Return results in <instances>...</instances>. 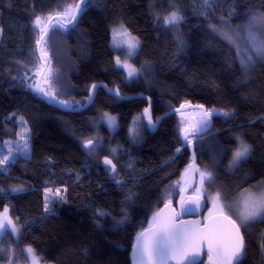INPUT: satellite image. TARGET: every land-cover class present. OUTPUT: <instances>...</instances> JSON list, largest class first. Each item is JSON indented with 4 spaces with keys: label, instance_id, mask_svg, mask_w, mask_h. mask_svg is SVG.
<instances>
[{
    "label": "trees",
    "instance_id": "trees-1",
    "mask_svg": "<svg viewBox=\"0 0 264 264\" xmlns=\"http://www.w3.org/2000/svg\"><path fill=\"white\" fill-rule=\"evenodd\" d=\"M80 1L0 0V146L16 139L15 120L22 118L31 147L30 157L0 168V215L18 230L2 236L0 249L23 256L31 249L38 264H132L137 235L167 202L191 155L177 114L149 131L144 99L121 100L100 87L91 106L68 113L30 87L41 65L34 20ZM83 9L73 24L68 17L54 20L41 45L57 100L81 107L92 86L103 83L122 96L147 95L155 121L182 104L203 106L213 126L192 142L199 169L212 174L206 192L234 197L264 182V62L256 59L245 71L235 49L213 30L222 21L244 25L249 12L264 13V0H88ZM173 11L182 20L165 24ZM117 24L139 40L133 64L140 75L130 82L110 46ZM234 38L245 46L243 29ZM101 115L117 118L114 131L99 122ZM239 137L251 152L230 173ZM89 138L91 150L84 144ZM103 156L113 160L115 174L101 166ZM46 190L61 194L49 206ZM208 206L205 201L203 211ZM243 236L240 264H264V222L244 227Z\"/></svg>",
    "mask_w": 264,
    "mask_h": 264
},
{
    "label": "snow or ice",
    "instance_id": "snow-or-ice-1",
    "mask_svg": "<svg viewBox=\"0 0 264 264\" xmlns=\"http://www.w3.org/2000/svg\"><path fill=\"white\" fill-rule=\"evenodd\" d=\"M84 2L85 6H87L88 0H84ZM79 11H82L79 6L75 8L69 7L62 13H57L56 16L61 18L68 17L69 19L66 23H71L75 21L77 12ZM182 18L183 17L179 15L177 11H173L164 19L165 24L175 26ZM52 19L53 17L50 15L47 18L37 16L34 20L35 26L41 33L36 41L37 45H41L43 37L46 35L47 25L51 23ZM222 25V28H214L213 30L235 49L239 62L245 71L254 65L256 59L264 62V13L249 12L247 22L244 25L232 26L227 21H222ZM59 27L63 28L65 24H60ZM241 29H243L245 39V46L243 48L240 47L234 38L239 35ZM127 35L126 30L123 29V25H121L119 29H113L114 40L117 36L125 37ZM120 43H127L129 50L137 46L133 39L119 41L117 42V46H119ZM41 53L42 55H46L43 48H41ZM120 63L119 58H117V64L119 65ZM124 67L129 68V76L134 74L135 69L130 68L128 65H124ZM30 87L37 88V85L32 84ZM92 87L95 88L96 85ZM38 91L43 92L44 89L38 88ZM89 99H91V97H89ZM211 114L210 112L204 114L205 120L202 123L205 127L207 126V117H210ZM219 114L220 113H217V115ZM185 140L187 141V135H185ZM91 145L92 141L89 140L85 147L91 150ZM24 147L25 150H27V143H25ZM249 153L250 147L241 141L240 147L233 154V164H238L241 160L245 159ZM4 162V160H0V164ZM104 163L105 165L111 166V171H115L116 165L113 164L112 160L106 158ZM205 178L211 182L212 174L210 172L201 173V183H203ZM242 195L244 199L239 202L242 207H239L237 212L241 224L247 227L251 226V224L255 223L257 220L264 222V191H261L258 195L250 191H245ZM45 199L47 200V196ZM220 201L221 196L218 192L214 204L221 215H223L225 205ZM228 207L229 210H231L232 206L229 205ZM185 210L190 209L182 207L181 214ZM99 214L104 215L103 212ZM223 219L228 222L227 232H221L206 226L207 231L202 233L198 228L193 229L188 225L181 224L177 226L174 216H167L163 212L155 213L152 217L149 229L146 232H141L137 237V243L134 249L136 264H168L171 260H175L176 264H184L185 261H187L188 264H197L194 257L199 255V250L205 246V242L207 243L209 260L214 259V264H240V260L244 253V238L240 232V225L227 215H223ZM9 231L16 232L18 230L12 225L11 220L4 218L0 221V236L6 235ZM192 249H196V251L192 252ZM27 253L33 255L34 264H37L32 250L27 249ZM213 253H215V258L213 257ZM190 254L193 259H189Z\"/></svg>",
    "mask_w": 264,
    "mask_h": 264
},
{
    "label": "rangeland",
    "instance_id": "rangeland-1",
    "mask_svg": "<svg viewBox=\"0 0 264 264\" xmlns=\"http://www.w3.org/2000/svg\"><path fill=\"white\" fill-rule=\"evenodd\" d=\"M120 26H121V24H117V25H114L111 27V29H110V34H111L110 46L117 53L116 61H117V58H119V60L121 62L119 65L117 64L119 67H121L127 74L129 73V68L124 67V65H128V66H130V68L135 69V72L133 75L129 76V74H128V82H130V81H133L135 79H138V76L140 75V72L135 68V66L133 64V59L139 51V40L137 37L130 34L125 29L124 26H123V29L126 30L128 35L125 37L117 36L114 40L113 29H119ZM128 39H133L136 42L137 46L134 49L129 50L127 43H120L119 46H117V42L127 41ZM44 52L46 53L45 49H44ZM41 69L42 68L40 65L39 68L37 69L36 73H35L34 79L31 81V85L36 83V79H37L38 75L40 74ZM41 88L44 89V91L41 92L44 97H46L48 99H52V100L56 99L54 96L53 90L51 88V85H50V73L49 72L45 73V75L41 81ZM65 104H67L68 106H71V107H74V106L79 107L78 104H74L72 102L65 103ZM177 116H178L177 118L179 120V126H180L181 131H184L186 128L191 127L193 125L194 120H196V122H197V131L198 132H201L208 127V123H207L206 127L202 123L205 120V117H204V114L201 110L192 109L189 111L180 112L177 114ZM99 122L100 123L102 122L103 124H105L111 131H114L117 127V118L115 116H112V115H105V116L101 115L99 117ZM15 124L17 126L16 139L15 140H7L0 146V160L5 161L4 163L0 164L1 169H4L6 165L14 162L19 157H23V158L30 157L31 147H30L29 129H28L27 125L25 124V122L20 118L15 120ZM194 139L191 138L190 141H195ZM89 140H92V139L89 138L87 141L84 142V144H86ZM241 141H243V139L239 137L237 139V143H238L237 149L240 147ZM25 143H27V150H25V147H24ZM245 144H247V143H245ZM93 147H94V145H93ZM249 147H250V152H251V146H249ZM237 149L235 151H237ZM235 151L233 152V154L235 153ZM233 154H232V157H231V159L228 163V166H227V171L230 173L235 172L240 167L241 163L246 158H248V156H249L248 155L245 159L241 160L238 164L234 165L233 164ZM201 173H205V172H203L202 170L199 169L198 170L197 187L195 188L194 191L191 192V194L201 196L203 198L204 202L205 201L208 202L209 206L207 209H205V211L202 210L203 209L202 207H195L194 206L190 210H187L186 214L188 216H193V215L199 216L200 215L204 219H207V218H209L215 214L218 215L221 213L217 210V207L214 204V201H215V198H216V195L218 192H211L209 194L206 192L205 185H206V182L208 181V179L205 178L203 183H201ZM182 188H183V183H182V177H181L180 180L175 183L171 193H169V194L167 193V202H173V198L176 196V194H178L180 192V190ZM245 191H250L253 194L258 195L261 191H264V182L260 181V182L254 183L252 187L243 188L234 197L226 198L224 194L220 195L221 196L220 202L225 205L223 215H227L230 218H232L233 220H235L240 225L241 228H244L245 226L243 224H241V221L238 219L237 212H238V208L242 207V205H240L239 202L244 199V196L242 194L245 193ZM46 196H47V200H46L47 205L49 206L52 201L59 199L61 194L57 190H53V191L52 190H46L45 191V197ZM167 202H165L164 204H166ZM229 205L232 206L231 210H229V207H228ZM48 206H47V209L50 208ZM5 217L6 216L4 214L0 215V221H2ZM151 221H152V219L150 220L149 226L151 224ZM257 221H259V220H257ZM9 232H12V231H9ZM12 233L14 234L16 232H12ZM1 238H2V236H0V244H1ZM261 250H262V254H263V258H264V244L261 247ZM5 251L6 252L3 253V248L0 249V264H34L33 256L31 254L29 255L27 252H26L27 258H26V256H23L22 252L19 253L18 251H13V253H10V255H9L8 254L9 251L8 252H7V250H5ZM1 253L5 256L4 259H2L3 257H2ZM39 263L45 264V263H42L41 261H39ZM37 264H38V261H37ZM202 264H214V259L209 260V254H206L205 259L203 260Z\"/></svg>",
    "mask_w": 264,
    "mask_h": 264
},
{
    "label": "water",
    "instance_id": "water-1",
    "mask_svg": "<svg viewBox=\"0 0 264 264\" xmlns=\"http://www.w3.org/2000/svg\"><path fill=\"white\" fill-rule=\"evenodd\" d=\"M158 1H163V0H158ZM83 3H84V0H81L77 4V6H79V8L81 9V6ZM84 12H86V9H83L82 11L77 12L75 21H72L70 24L75 23L78 19V16L80 14H83ZM64 18L54 16L53 19L51 20V23L54 20L63 21ZM51 23L47 25L46 35L48 34V32L50 30ZM46 35H44L43 40L45 39ZM41 45H42V43H41ZM41 45H37V54H38L39 60L41 62V68L42 69H41V72L37 78V82H36L37 88H34V90L36 92V95L41 100L45 101L46 103L50 104L51 106H53V107H55L61 111L73 113V112H80L84 109H87L89 106L92 105V103L96 97V93L99 90V88L101 87L109 95H111L115 98L121 99V100H131V99H135V98L146 100L148 102V107L146 109L147 112L145 110L144 114H145V119H146V122L148 124L150 132H155L158 129V127L160 126V124L164 118L178 114L180 112L189 111L192 109L201 110L203 112V114L208 112L206 110V108L203 106L201 107L199 105L182 104L181 106L174 108V109L170 110L169 112L161 115L155 121L153 119V115H152V100L147 95L139 94L136 96H122L119 93L114 92L111 89H109V87L103 83L95 84L96 87L93 88V94L91 96V99L85 105H83L81 107H71L65 103H59L61 101H59L57 99H54V100L48 99V98L44 97L40 91H38V88H41V81H42V79L46 73V70L48 68V61H49V55L48 54L42 55ZM149 117H150V120H149ZM204 117H205V115H204ZM207 121L209 123L208 128L201 131V132L197 131L196 120L193 121V125L191 127H188L185 129L187 131H185V130L181 131L180 139H181L182 144L189 150L190 155H191V161L187 165L186 169L184 170V172L182 174L183 188L180 190V193H179V196H178L176 203L167 202L157 211V213L163 212L167 216H174L175 217V223L177 226H179L181 224L188 225V226L192 227L193 229L198 228L202 233L207 231L206 226H208V228H214V229L221 231V232H227L228 231V222L223 219V215H221V214H218V215L215 214V215H213L207 219H204L200 215L199 216H197V215L188 216L186 214L187 210L183 211V213L181 214L182 207H184L186 209H191L194 206L195 207H202L203 208L202 210H204V207H205V202L201 196L191 194V192L194 191L195 188L197 187L199 167H198V161H197L196 154H195L194 147H193V142L192 141L190 142V139L202 137L211 131L212 126H213L211 117H207ZM185 135H187V141L185 140ZM92 146H93V142H92L91 147ZM106 158L112 160L111 158H109L107 156L102 157L100 159L101 166L104 168L110 169L111 166L105 165V163H104V160ZM112 162H113V160H112ZM113 164H115V163L113 162ZM116 172H117V168H115V171H111L112 174H115ZM166 205H167V207H166ZM177 214H179V215H177ZM149 227L146 228L142 232H146L149 229ZM240 232H241V235L243 236V228H241V227H240ZM139 234L137 235V237L139 236ZM137 237L135 239V242H134L133 248H132V254H131L132 264H136V257L134 256V249H135V246L137 243ZM243 238H244V236H243ZM191 251L195 252L196 249H192ZM206 254H208V249H207V243L205 242V246L201 250H199V255L194 257L197 264H201L203 262V259H205ZM213 257L215 258V253H213ZM189 259H193L191 254L189 256ZM168 264H176V261L171 260L168 262ZM184 264H188V262L185 261Z\"/></svg>",
    "mask_w": 264,
    "mask_h": 264
},
{
    "label": "flooded vegetation",
    "instance_id": "flooded-vegetation-1",
    "mask_svg": "<svg viewBox=\"0 0 264 264\" xmlns=\"http://www.w3.org/2000/svg\"><path fill=\"white\" fill-rule=\"evenodd\" d=\"M104 157V156H103ZM180 193V192H179ZM179 193L177 194L178 196H179ZM178 196H177V198L176 199H174L173 200V202H176L177 201V199H178Z\"/></svg>",
    "mask_w": 264,
    "mask_h": 264
},
{
    "label": "bare ground",
    "instance_id": "bare-ground-1",
    "mask_svg": "<svg viewBox=\"0 0 264 264\" xmlns=\"http://www.w3.org/2000/svg\"><path fill=\"white\" fill-rule=\"evenodd\" d=\"M191 142V141H190Z\"/></svg>",
    "mask_w": 264,
    "mask_h": 264
}]
</instances>
